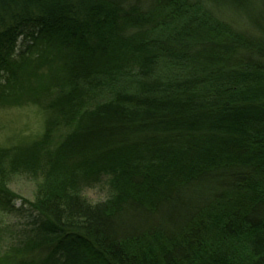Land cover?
Returning a JSON list of instances; mask_svg holds the SVG:
<instances>
[{
	"label": "trees",
	"instance_id": "16d2710c",
	"mask_svg": "<svg viewBox=\"0 0 264 264\" xmlns=\"http://www.w3.org/2000/svg\"><path fill=\"white\" fill-rule=\"evenodd\" d=\"M25 102L0 264H264V0H0V106Z\"/></svg>",
	"mask_w": 264,
	"mask_h": 264
},
{
	"label": "rangeland",
	"instance_id": "374dc122",
	"mask_svg": "<svg viewBox=\"0 0 264 264\" xmlns=\"http://www.w3.org/2000/svg\"><path fill=\"white\" fill-rule=\"evenodd\" d=\"M231 19L235 26H243L236 17ZM44 127L45 112L40 104L25 102L20 106H0V148L31 142L42 134ZM35 185L33 181L24 177H17L10 184V190L15 194L16 199L11 202L10 211L1 216L3 225L20 227L28 222L29 202L34 198ZM106 190L107 188L103 186L87 190L85 194L90 201L96 202L105 198Z\"/></svg>",
	"mask_w": 264,
	"mask_h": 264
}]
</instances>
